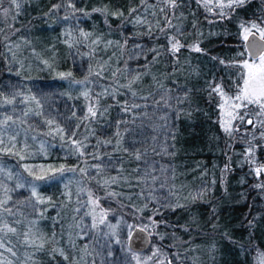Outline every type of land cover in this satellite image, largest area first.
<instances>
[{"label":"trees","instance_id":"trees-1","mask_svg":"<svg viewBox=\"0 0 264 264\" xmlns=\"http://www.w3.org/2000/svg\"><path fill=\"white\" fill-rule=\"evenodd\" d=\"M257 26L264 0H0V264L27 220L42 242L28 264H192L210 234L259 264L264 106L242 105L229 132L219 118V93H238V34ZM48 169L62 201L29 190ZM136 217L154 238L122 253L104 226Z\"/></svg>","mask_w":264,"mask_h":264},{"label":"rangeland","instance_id":"rangeland-1","mask_svg":"<svg viewBox=\"0 0 264 264\" xmlns=\"http://www.w3.org/2000/svg\"><path fill=\"white\" fill-rule=\"evenodd\" d=\"M209 23L211 22L209 21ZM256 30L257 31L254 30V27H250L249 30L242 29L238 34L237 44L240 47H242V50L245 56L244 60L242 59V61L238 63V68H239L238 73L240 75V84L238 88V93L236 94V96H234V98H232V100L227 99L223 94L219 93V97L221 101L220 109H219L220 123L222 125V128L226 130L227 132L231 131L232 126L234 124L233 122L235 120L236 114L239 113L240 107H242V105L245 106L244 104H246V105H251V106H256V107L264 106V97L260 98L259 103H249L248 99L245 96L246 92L251 94L254 91V86L251 83L245 84V81L249 79V77L247 76L249 69L245 68L244 64L248 63L250 65H258L260 63V58L264 57V53H263L260 58L252 61L247 57V54L243 47V43L249 34L255 33L258 37L264 40V29L257 26ZM105 53H106V48L104 49V54ZM47 66L53 67L54 62L50 60L49 62H47ZM192 74H194L192 77L199 76L198 74H195V72H192ZM53 75L55 77L59 76V75L56 76L55 74ZM65 88L66 86H63L62 90L59 92V95L57 96L58 102H53L55 106L59 104L62 106V107L60 106L62 115L67 110L66 104H67V99L69 97L67 95ZM47 94L51 95L49 92ZM238 97L239 99H237ZM253 99H255V97H253ZM46 108L47 107L44 106L42 109L44 110ZM20 118H21L20 120H22L21 125H23L24 116L22 115L20 116ZM55 120L57 122H60L61 117L58 116L55 118ZM181 134L179 133L178 135L181 136ZM8 137L12 138L11 135H9ZM20 137H21V133L19 130H17L13 138H20ZM21 139L23 138L21 137ZM39 147L45 148V145L41 143L39 144ZM17 150L18 151L20 150L19 146H17ZM10 152L12 151L8 149L6 151V154ZM63 169H64L63 167H60L57 171L60 172ZM2 173L3 171L0 172V174ZM17 174L18 173L16 171L11 172V173L6 172V174H4L3 176V180L14 178V176H17ZM20 181H21V178H18V182H19L18 184L24 188V183ZM37 181L41 183L39 185L42 188V190L50 191L53 195H56L57 197H59L60 201H62L66 197L67 181H65V178L57 179L56 177H53V174L51 173L49 169L46 171L45 175L42 178H39L38 180L33 179L31 184L29 185V190L33 197H34V194L36 193V185H37L36 182ZM238 183L240 185V180L238 181ZM2 190L3 188H1V191ZM131 220H134L132 221L135 224L134 226L133 225L131 226V223L124 224L123 222H120V221L108 222L104 226V232H103L104 236H106L109 242H111L112 245H114L122 253L124 251L130 252L127 249V241H128L131 231L134 228H139L137 226V222H139L141 219L136 217ZM218 220L219 219L216 220V223ZM223 220L226 221V223L228 224L229 222L228 217H225ZM222 222L223 221H220L217 224L219 226H221L222 224V227L224 228V224ZM151 228L153 230L155 227H151ZM152 230H149V232L145 230L151 238L153 237L152 235H154V230L153 231ZM236 230H237V234H236L237 238L234 240V242L236 244H240V229L237 228ZM62 233L63 234L67 233L65 228H62ZM63 234H61L60 237ZM20 236H21V244L19 248L13 254H11L12 257L14 258V260L10 262L11 264H28L31 258L29 255H27L26 248L30 246L33 250L34 248L40 247L42 244L41 239L38 238L37 229L35 228V224L33 220L26 221L24 232L21 231ZM64 237L65 239L68 238L67 235H65ZM1 242H2V238H1ZM222 242L223 241L221 238L215 237L213 236V234H210V236H208L201 245L197 246L196 248H193L192 259H191L192 264H240V246L238 247L234 244L227 245ZM63 255L64 253H62V256ZM138 255H141V254H138ZM141 261L143 263L147 262L146 259H140V260H135V261L131 259L129 264H143L141 263ZM30 264H33V262H31ZM259 264H264V259H262V261L259 262Z\"/></svg>","mask_w":264,"mask_h":264},{"label":"water","instance_id":"water-1","mask_svg":"<svg viewBox=\"0 0 264 264\" xmlns=\"http://www.w3.org/2000/svg\"><path fill=\"white\" fill-rule=\"evenodd\" d=\"M243 47L250 60H257L264 53V40L252 33L246 37ZM150 243V236L145 230L134 228L129 235L127 249L133 254H144Z\"/></svg>","mask_w":264,"mask_h":264},{"label":"snow or ice","instance_id":"snow-or-ice-1","mask_svg":"<svg viewBox=\"0 0 264 264\" xmlns=\"http://www.w3.org/2000/svg\"><path fill=\"white\" fill-rule=\"evenodd\" d=\"M13 2H15V0H13ZM227 6L231 7L232 4ZM244 67L249 69L247 73L249 79L245 81V84L251 83L254 86V91L251 94L246 92L245 96L249 103H259L260 98L264 97V57L260 58V63L258 65L245 63ZM253 97H255V99H253ZM237 99H239V97Z\"/></svg>","mask_w":264,"mask_h":264}]
</instances>
